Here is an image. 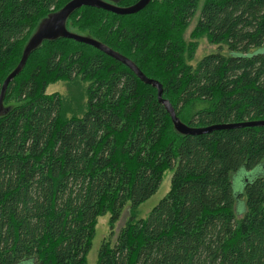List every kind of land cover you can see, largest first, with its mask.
I'll use <instances>...</instances> for the list:
<instances>
[{"label": "trees", "instance_id": "16d2710c", "mask_svg": "<svg viewBox=\"0 0 264 264\" xmlns=\"http://www.w3.org/2000/svg\"><path fill=\"white\" fill-rule=\"evenodd\" d=\"M70 1L0 0V91L39 23ZM67 29L158 81L190 127L264 121V0H152L131 16L83 7ZM204 37L218 51L193 67ZM58 83L66 97L47 93ZM4 105L0 264H87L98 219L115 224L128 204L127 224L96 264H264V127L181 136L154 88L66 39L32 53ZM168 171L169 193L136 221Z\"/></svg>", "mask_w": 264, "mask_h": 264}, {"label": "water", "instance_id": "95a60500", "mask_svg": "<svg viewBox=\"0 0 264 264\" xmlns=\"http://www.w3.org/2000/svg\"><path fill=\"white\" fill-rule=\"evenodd\" d=\"M119 1L120 0H71L61 10L52 13L43 19L24 47L18 66L8 75L2 84L0 91V118L7 113L8 108L5 107L4 101L8 87L10 83L22 72L32 53L37 51L46 41L54 42L60 39H66L73 40L74 42L90 46L100 51L104 55L114 59L128 68L142 83L154 88L157 91L158 103L164 107L167 114L170 116L175 132L181 136H201L221 130L264 127V121L215 125L206 128L190 127L181 122L171 102L164 99V89L158 81L147 78L136 66V64H134V62L107 47L103 43L91 37L70 32L67 29V23L70 17L83 7L103 10L118 16H131L140 13L152 2V0H139L136 4L123 8L117 5Z\"/></svg>", "mask_w": 264, "mask_h": 264}, {"label": "rangeland", "instance_id": "374dc122", "mask_svg": "<svg viewBox=\"0 0 264 264\" xmlns=\"http://www.w3.org/2000/svg\"><path fill=\"white\" fill-rule=\"evenodd\" d=\"M199 17H200V10L196 13L188 30L185 33L184 38L187 43L195 42V40L191 38V34L193 30L196 28ZM197 42H198V48L196 50L195 56L192 59V61L189 63V65L193 67H195L204 57L210 54H215L218 51V48L210 44L207 38L205 37L199 39ZM221 52L223 54H228L226 49L222 50ZM56 92L59 93L61 96L66 97L67 85L64 83H58L56 85L50 86L47 90L48 94H52ZM68 116H71V114L69 113ZM172 176H173L172 171L166 172L163 177L162 184L159 190L156 192V194L153 195L149 200L144 202L135 210L136 221L146 220L149 217L152 210L161 202V200H163L167 196L171 188ZM238 190H239L238 187L234 183V191L237 192ZM244 202L245 200H242L241 202H238V204L236 205V211L238 215L240 214V212L244 211ZM130 212H131V207L130 204H128V206L123 211L120 219L116 221L115 224L111 223L110 214L101 216L98 219L97 225L95 227V236L92 241V247L86 257L87 264L97 263L99 252L104 243H111L112 245L115 243L120 231L127 224L130 218ZM238 217H240V215ZM21 264H32V263L22 262Z\"/></svg>", "mask_w": 264, "mask_h": 264}, {"label": "bare ground", "instance_id": "6f19581e", "mask_svg": "<svg viewBox=\"0 0 264 264\" xmlns=\"http://www.w3.org/2000/svg\"><path fill=\"white\" fill-rule=\"evenodd\" d=\"M90 10V9H89ZM39 19V18H38ZM74 27V26H73ZM96 37V36H95ZM55 42V41H54ZM46 43V42H45ZM46 45V44H45ZM82 45V44H81ZM47 47V46H46ZM118 52V51H117ZM120 53V52H119ZM145 85V84H144ZM150 88V87H149ZM146 91V90H145ZM205 103V102H204ZM200 115H198L199 117ZM168 121V120H167ZM183 122V121H182ZM184 123V122H183ZM236 130H240V129H236ZM232 131H235V130H232Z\"/></svg>", "mask_w": 264, "mask_h": 264}]
</instances>
